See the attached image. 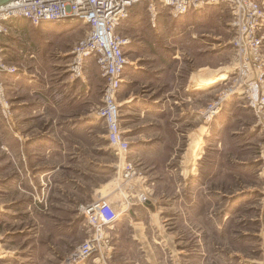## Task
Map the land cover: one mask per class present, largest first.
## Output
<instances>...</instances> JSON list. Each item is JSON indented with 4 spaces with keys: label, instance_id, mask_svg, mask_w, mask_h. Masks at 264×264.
I'll return each mask as SVG.
<instances>
[{
    "label": "rangeland",
    "instance_id": "1",
    "mask_svg": "<svg viewBox=\"0 0 264 264\" xmlns=\"http://www.w3.org/2000/svg\"><path fill=\"white\" fill-rule=\"evenodd\" d=\"M146 6L116 29L128 63L110 135L96 61L70 67L87 27L3 37L0 264H264V100L253 107L238 84L230 12L159 5L152 21ZM100 199L119 213L110 247L71 262L90 232L84 207Z\"/></svg>",
    "mask_w": 264,
    "mask_h": 264
},
{
    "label": "built area",
    "instance_id": "2",
    "mask_svg": "<svg viewBox=\"0 0 264 264\" xmlns=\"http://www.w3.org/2000/svg\"><path fill=\"white\" fill-rule=\"evenodd\" d=\"M141 1H148L147 9L152 21L157 15L156 1L160 7L169 9L168 13L173 16L225 5L231 16V43L238 84L247 80L251 93L249 103L253 107L263 103L264 99L260 100L258 96L259 92L262 93L264 78L263 0H9L0 4V102L6 100L2 73L7 66L2 60V40L10 35L13 22L23 18L30 25L38 26L46 22L80 21L87 31L73 46L74 59L70 67L75 75H79L87 56L96 61L104 80L98 114L109 123L108 135L114 134L119 111L117 93L128 63L123 50L128 39L117 35L116 29L127 16L129 8ZM239 92L243 90L239 89ZM114 148L118 150V147ZM84 214L89 224V236L75 249L71 262L81 263L94 256H103V249L110 247L109 230L118 218L114 207L104 199L84 207Z\"/></svg>",
    "mask_w": 264,
    "mask_h": 264
},
{
    "label": "crops",
    "instance_id": "3",
    "mask_svg": "<svg viewBox=\"0 0 264 264\" xmlns=\"http://www.w3.org/2000/svg\"><path fill=\"white\" fill-rule=\"evenodd\" d=\"M75 22L74 21H71V20H67L66 22H61V24H68V25H71V24H74ZM60 26H63V25H60ZM30 54H33V50L30 52ZM127 67V66H126ZM125 70H126V68H125ZM197 75H199V76H197V77H194L195 79H198V81H203V84L201 85V86H198V88H204L205 89V87H207L208 85H210L211 83H212V81L213 80H211L210 79V77H209V73H205V72H198L197 73ZM67 78H64V80H60V82H59V84H67ZM205 91V90H204ZM130 218V217H129ZM131 221L132 220H128V223L133 227V231L134 232H136L137 231V229L135 228V226L134 225H132L131 224ZM137 222V221H136ZM139 222H141V221H138L137 223H139ZM122 223V222H121ZM120 222L116 225V226H118L119 224H121ZM137 227V226H136ZM140 228V227H139ZM139 232H140V237H142V232L139 230ZM137 236V235H136ZM137 239H138V242H140V239L141 238H138L137 237ZM101 263H103V262H101Z\"/></svg>",
    "mask_w": 264,
    "mask_h": 264
},
{
    "label": "trees",
    "instance_id": "4",
    "mask_svg": "<svg viewBox=\"0 0 264 264\" xmlns=\"http://www.w3.org/2000/svg\"><path fill=\"white\" fill-rule=\"evenodd\" d=\"M138 4H146L147 6H148V1H141V2H139V3H136V4H134L133 6H131L130 8H129V10H131L134 6H136V5H138ZM147 6H146V8L145 9H147ZM156 6L158 7L159 5H158V1H156ZM207 8V7H206ZM191 11H193V10H191ZM191 11H189V12H191ZM195 11V10H194ZM27 25H29L30 26V24L25 20V19H23V18H19V19H17V20H15L14 22H13V24H12V29L15 31V33L16 32H18L19 34H20V31H23L25 28H27ZM14 40V39H13ZM4 46V45H3Z\"/></svg>",
    "mask_w": 264,
    "mask_h": 264
},
{
    "label": "bare ground",
    "instance_id": "5",
    "mask_svg": "<svg viewBox=\"0 0 264 264\" xmlns=\"http://www.w3.org/2000/svg\"><path fill=\"white\" fill-rule=\"evenodd\" d=\"M25 20H26V19H25ZM27 21H28V20H27ZM101 122H102V126H103L104 130L107 131V130H108V127H109V123H108L107 119H106V118H102V119H101ZM116 212H117V211H116ZM117 214H119V213L117 212Z\"/></svg>",
    "mask_w": 264,
    "mask_h": 264
},
{
    "label": "water",
    "instance_id": "6",
    "mask_svg": "<svg viewBox=\"0 0 264 264\" xmlns=\"http://www.w3.org/2000/svg\"><path fill=\"white\" fill-rule=\"evenodd\" d=\"M7 1H9V0H0V4H3L5 2H7Z\"/></svg>",
    "mask_w": 264,
    "mask_h": 264
}]
</instances>
